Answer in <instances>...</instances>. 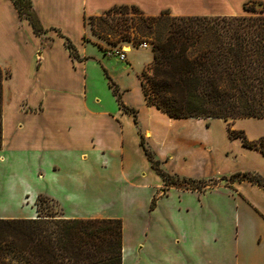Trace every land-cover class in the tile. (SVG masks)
Returning a JSON list of instances; mask_svg holds the SVG:
<instances>
[{
	"label": "crops",
	"instance_id": "obj_1",
	"mask_svg": "<svg viewBox=\"0 0 264 264\" xmlns=\"http://www.w3.org/2000/svg\"><path fill=\"white\" fill-rule=\"evenodd\" d=\"M31 1L46 31L41 35L28 20L20 18L11 0H0V65L10 72L3 88L0 160H12L23 176L22 184L16 182L18 188L15 185L10 190V199L15 196L12 208L1 209L0 218H36L39 195L54 199L66 218H118L107 209L84 214V207H88L84 195L90 198L93 194L92 202L100 198L103 205L112 207L113 198L114 203L120 200L118 192L133 189L137 182L133 177L139 171L128 143L133 138L136 159L146 166L139 172L146 171L143 176L149 174L152 182L145 205L150 208L149 216L134 218L144 225L142 243L151 250L152 264H264V188L249 180L203 191L170 187L179 197L193 192L198 197V213L190 214L181 198L169 211L163 198L170 193L158 194L164 181L140 145V133L146 136L155 158L162 148L174 147L170 155L160 153L156 159L162 162L163 170V165L169 164L171 171H165L180 177L209 180L246 171L264 176V155L229 136V144L217 149V140L202 135L193 146L195 156L189 158L177 141L188 121L170 117L148 104L140 79L145 65L135 69L132 45L127 44L131 51L125 52L127 78L114 80L124 104L138 109L137 122L117 100V105L111 106L118 108H106L109 105L103 100L108 101L107 93L112 90L93 60L103 69L112 61L121 62L110 51L102 57L86 56L87 44H95L98 37L85 24V18L114 5L134 4L147 15L170 9L174 15L217 16L243 14L242 4L249 0ZM85 35L90 41H85ZM66 37L76 46L80 59L70 55ZM101 85L105 88L99 89ZM131 92L134 97L128 98ZM234 141L237 146H232ZM239 154L246 157L244 163L239 161ZM183 162L188 165L179 168ZM43 180L50 182L49 190L40 187ZM154 200L155 208L151 209Z\"/></svg>",
	"mask_w": 264,
	"mask_h": 264
},
{
	"label": "trees",
	"instance_id": "obj_2",
	"mask_svg": "<svg viewBox=\"0 0 264 264\" xmlns=\"http://www.w3.org/2000/svg\"><path fill=\"white\" fill-rule=\"evenodd\" d=\"M11 1L36 34L46 32L31 0ZM257 4L249 0L243 14L217 16L174 15L170 9L147 15L134 4H120L86 17L85 24L111 46L95 42L105 52H114L112 47L125 41L136 47L151 43L153 61L141 73L142 90L148 104L170 117L264 119V9L259 10ZM129 12L134 16L118 18ZM84 39L90 41L86 35ZM65 46L73 59H80L68 37ZM9 75L0 65V149L3 83ZM105 75L120 108L137 122L138 109L124 104L119 86L107 70ZM228 133L264 155V136L250 140L243 130L229 129ZM140 137L152 168L164 181L161 195L170 187L203 191L219 183L166 172L142 133ZM223 180L228 185L249 180L264 188L262 176L251 171L222 176ZM38 211L36 218H0V264H123L122 218H66L57 212L41 215L39 207Z\"/></svg>",
	"mask_w": 264,
	"mask_h": 264
},
{
	"label": "rangeland",
	"instance_id": "obj_3",
	"mask_svg": "<svg viewBox=\"0 0 264 264\" xmlns=\"http://www.w3.org/2000/svg\"><path fill=\"white\" fill-rule=\"evenodd\" d=\"M28 0H24V2H26ZM260 2V4H257V8L259 10L264 9V1L263 0H258ZM30 5V3H29ZM30 8V7H29ZM31 9V8H30ZM241 13H244V3L242 4V8L240 10ZM133 15L132 12H129V14H121L118 18H123V19H128L131 18ZM90 29V27H89ZM91 30V29H90ZM92 32V31H91ZM92 34L90 33V38H91ZM99 39V40H98ZM97 42H101L104 44V46H106L107 48H111V46L104 40L98 38ZM147 43V47L142 46V44H140L139 47H136L133 42H123L122 46H117V47H112L113 50L115 52L114 53V57L116 59H118L121 63H119L118 61H112L109 63V66L107 67L108 69H103L99 62H97V60H93L94 63H96L95 66H97V68H101V71L103 70L104 75H105V70H107V73L113 78V80L115 79L117 81V78L120 79H124L127 78V73L125 71V67L124 66H128V64L126 63V58H122L120 57V55L118 53H120L121 51L123 52L122 47H126L128 46L127 44L132 45V47H134V49H132V57L134 58V67L135 69L140 68L145 65L144 69H146L151 62L153 61V56H152V45L149 42ZM88 47V52H86V56L87 57H94L96 55H100L101 57L104 56L105 51H103V49H101L98 45H95L93 43H89L87 44ZM129 47V46H128ZM151 49V50H150ZM105 52V53H104ZM111 52V51H110ZM130 52V51H129ZM114 57H112L114 59ZM99 64V65H98ZM124 64V65H123ZM100 70V69H99ZM5 71H7V73H9V71L6 69ZM98 71V69H97ZM102 72V73H103ZM142 73V72H141ZM106 77V76H105ZM5 80V79H4ZM114 80V81H115ZM103 87V89L105 88V86H99V89H101ZM3 88H4V83H3ZM108 97L107 100L104 98V102L108 103L109 106H106V108L108 109H115L118 108L117 106H111L112 104H116V99L113 96L112 92L108 91L107 93ZM134 95L133 93H129L128 94V98H133ZM129 115V114H126ZM188 121V123H186L185 125V129H184V133L183 135H179V137L177 138L178 141V145L181 148V150L189 155V158H193L195 156V152H194V144L196 143V140L198 137H201L202 135H205L207 137L210 138H214L215 140H217V149H223L226 147L227 144H229V139L228 136L230 137L228 131L229 129L231 130H243L245 135L247 136L248 139L253 138V139H258L260 137L264 136V119H258V118H239V119H234V120H225L223 118H195V119H186ZM192 120V121H190ZM200 120V121H197ZM146 138V136H145ZM133 139V138H132ZM130 139L128 140V143L131 147L133 156H132V160L133 163L136 164L135 167H137L139 169V171L144 167L146 169V166L144 163L141 162V160L136 159L137 153H136V144L135 141L133 142V140ZM232 139V138H230ZM241 143L242 140L240 138H238ZM251 140V139H250ZM147 145L150 147L149 143L146 141ZM243 144V143H242ZM232 146H237V142L234 141V143H232ZM233 148V147H232ZM172 149H174V147H172L171 145H168V147L162 148L161 150V154H171ZM234 149V148H233ZM159 152H157L156 154V158L160 159L158 157V155L160 154ZM246 160V157L244 158L242 156V154H239V161L241 163H244V161ZM252 161H255L256 158H251ZM12 160H7V162L5 161H1L0 160V211L1 209H9L10 207L12 208V205L14 203V198L15 196L10 199L9 197V193L11 192L10 190H14L15 185L18 188V184L20 183V180L23 179V176L18 173L17 168L15 163L12 164L10 163ZM261 162V161H259ZM184 163V162H183ZM181 163L179 168H182L183 166H187L188 162H185L184 164ZM250 163V161H249ZM258 163V162H257ZM12 164V165H11ZM237 165V164H236ZM235 165V166H236ZM163 167L165 168V170L167 171H171V167L169 166V164H164ZM261 170L262 173L264 172V163L261 166ZM242 170V169H240ZM137 172L136 177L133 185V189L130 191H125L124 192H118V196L120 197V200H117L114 203V198H113V203H112V207L109 206H105L103 205V201L101 203L100 198L95 200L94 202H92L91 200L94 198L93 194L89 197H86L84 195V204L86 203L88 207H84V214L89 213L90 211H94L95 209H102V210H109L110 212H112V215L118 217V218H122L123 219V223H124V254H123V264H152V258H154L153 256H151V250L150 248H146L142 242H144V236L145 233L143 232L144 230V225H139V223H136L134 220L135 217L137 218H141L144 219L145 217L149 216V213L147 210H149L150 208L146 209V200L148 198V193L150 188H148V185H150V176L149 174H146L145 176H143L144 173H146V171H142V173ZM258 173V172H255ZM259 174V173H258ZM231 175V174H230ZM229 176V175H226ZM262 176V175H261ZM221 176L215 177L213 179H216L219 181L218 184L222 185V184H227L226 180L220 181ZM262 178L264 179V176H262ZM42 184V187H46V190H49V186H50V182L47 180H43L40 181ZM22 184V183H20ZM111 184V183H110ZM217 184V185H218ZM24 185V184H23ZM37 186H39L40 184H36ZM27 186V185H26ZM214 186L209 187L208 190H212ZM162 189V187H161ZM161 189L158 190V194L161 195ZM116 185H113L112 188V192L114 194H116ZM15 192V191H14ZM108 193V192H107ZM170 193V195L166 198H163V200H165V205H166V209L171 211V209L173 207L176 206V204L178 203L179 199L181 198L182 201L184 202V204L187 206V208H189V213L190 214H197V209H198V197L193 193V192H186L183 193L182 197L178 196V191H170L169 188L166 190V194ZM15 194V193H14ZM109 195H111L110 193H108ZM126 195V196H125ZM123 196V197H122ZM125 196V197H124ZM108 200H105V203H107ZM38 205V206H37ZM102 205V206H101ZM38 207L41 211V215H47V212H57L56 214L58 216H62V217H66L62 207L51 197L47 196V195H39L36 199V208H37V212L39 215V211H38ZM170 213V212H169ZM141 226V228L139 227ZM140 230V234L139 231Z\"/></svg>",
	"mask_w": 264,
	"mask_h": 264
},
{
	"label": "built area",
	"instance_id": "obj_4",
	"mask_svg": "<svg viewBox=\"0 0 264 264\" xmlns=\"http://www.w3.org/2000/svg\"><path fill=\"white\" fill-rule=\"evenodd\" d=\"M142 46H144V47H147V43H143V45ZM119 55H120V57H122L123 59L124 58H126V54H125V52L123 51V52H120V53H118Z\"/></svg>",
	"mask_w": 264,
	"mask_h": 264
},
{
	"label": "bare ground",
	"instance_id": "obj_5",
	"mask_svg": "<svg viewBox=\"0 0 264 264\" xmlns=\"http://www.w3.org/2000/svg\"><path fill=\"white\" fill-rule=\"evenodd\" d=\"M124 52H129V51H131V49L128 47V46H126V47H123V49H122Z\"/></svg>",
	"mask_w": 264,
	"mask_h": 264
}]
</instances>
